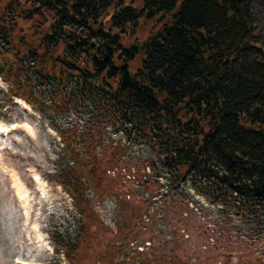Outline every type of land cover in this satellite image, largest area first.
I'll list each match as a JSON object with an SVG mask.
<instances>
[{
  "label": "trees",
  "instance_id": "16d2710c",
  "mask_svg": "<svg viewBox=\"0 0 264 264\" xmlns=\"http://www.w3.org/2000/svg\"><path fill=\"white\" fill-rule=\"evenodd\" d=\"M255 1L0 0L5 102L19 97L78 120L87 107L92 116L87 127L55 126L66 159L57 179L80 214L74 238L53 237L63 246L60 264H84L80 244L99 222L86 181L93 183L99 163L106 167L94 180L99 199L119 186L108 170L125 167L127 147L111 141L99 150L109 125L151 146L169 188L188 181L220 210L264 220V41ZM139 170L142 184L157 191L145 179L148 167ZM134 252V261L152 264V253ZM175 259L159 264H187Z\"/></svg>",
  "mask_w": 264,
  "mask_h": 264
},
{
  "label": "rangeland",
  "instance_id": "374dc122",
  "mask_svg": "<svg viewBox=\"0 0 264 264\" xmlns=\"http://www.w3.org/2000/svg\"><path fill=\"white\" fill-rule=\"evenodd\" d=\"M252 12L264 41V0H256ZM0 87L7 88L1 78ZM76 115L71 111L51 116L46 108L34 109L19 97L6 103L0 92L1 124L11 128L0 136V264H16L18 258L34 264L65 262L58 252L63 246L55 245L53 237L61 241L74 238L80 214L57 179L66 163L57 128L74 121L84 127L91 124L89 108H83L80 120ZM111 141L127 147L121 164L125 167L108 170L116 174L119 186L104 198L99 199L95 189L96 176L105 174L103 163L94 171L95 181H86V194L99 222L90 226L86 243L80 244L85 247L81 251L84 264H106L107 257L112 264H140L133 260L137 248L153 254L152 264L171 257L187 264H225L228 260L255 264L253 257L264 259V220L256 225L233 211L220 210L222 206L196 192L188 181L169 188L159 156L146 141L128 140L120 126L106 128L99 150ZM102 153L99 157L104 161ZM140 166L148 167L145 179L155 184L158 193L142 184ZM35 175L41 176L45 188H38ZM18 181L27 201L26 197L18 199ZM144 200L153 208L133 216L134 206Z\"/></svg>",
  "mask_w": 264,
  "mask_h": 264
},
{
  "label": "bare ground",
  "instance_id": "6f19581e",
  "mask_svg": "<svg viewBox=\"0 0 264 264\" xmlns=\"http://www.w3.org/2000/svg\"><path fill=\"white\" fill-rule=\"evenodd\" d=\"M0 127H3V128H5V134H8L10 131H11V128L10 127H6V126H4V125H0ZM0 136H1V134H0ZM15 175V174H14ZM12 176H13V174H12ZM38 176V175H37ZM36 175L34 176V178H35V181H36V183H37V185H39L38 186V188L39 189H43V188H45L44 186H45V184H44V181L42 180L41 181V179H40V177L41 176H39V177H37ZM14 177V176H13ZM16 177V176H15ZM37 178H39V181H37L36 179ZM16 179L18 180V178L16 177ZM14 182H15V179H14ZM19 182V181H18ZM42 182V183H41ZM20 183V182H19ZM44 184V185H43ZM20 185H21V187L19 186V185H17V189H16V191H17V195H18V199H24V197H26L25 196V192H24V189L22 188L23 186H22V184L20 183ZM15 186V185H14ZM15 188H16V186H15ZM27 197H26V201H27ZM26 201H20V202H23V203H26ZM41 251H43L44 250V247H41V248H39ZM31 262H34L33 260H31ZM16 264H34V263H29V262H27V261H25V259H22V258H18V260L16 261Z\"/></svg>",
  "mask_w": 264,
  "mask_h": 264
}]
</instances>
